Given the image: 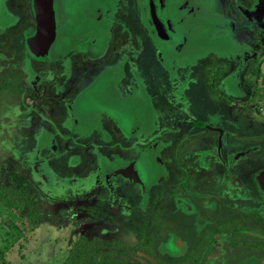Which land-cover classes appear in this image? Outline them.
Returning <instances> with one entry per match:
<instances>
[{
  "label": "flooded vegetation",
  "instance_id": "obj_1",
  "mask_svg": "<svg viewBox=\"0 0 264 264\" xmlns=\"http://www.w3.org/2000/svg\"><path fill=\"white\" fill-rule=\"evenodd\" d=\"M148 1L156 5V14L161 17L159 20L163 28L170 31L169 39L172 43L169 42L170 48L165 46L168 48L165 58L167 60L159 57V62L161 64L163 60L165 64L162 65L165 69L168 64L169 69L174 72L172 75L169 74L174 79H169L171 84L161 96H158L157 90L161 89L162 85L163 88L166 86L164 78V81H160L159 78L157 81L142 79L137 69L134 73H130L131 87L126 86L124 89L131 90L136 96L145 94L150 102L155 98L159 101L164 99L168 104V112L179 115L182 121L179 120L178 127L175 124L162 129L165 133L164 140L155 138L156 126L159 118L164 116V112L154 105L146 106L151 116L147 115L144 120L145 129H134L129 133L121 128L117 118L105 111L111 104H99L97 101L93 103L87 96L85 87L90 85L88 83L93 82L95 77L98 80L102 79L99 78L100 72H90L86 63L101 58L102 55L69 57L70 53H75L70 51L69 54L54 60L47 58V61L41 60L39 55H33L35 58L30 56L37 66L41 65L40 67L43 68L50 65L46 70L55 87V94L50 98V103L53 104L52 112L55 115L51 114L49 126L57 129V120L61 118L59 112H65L66 115L61 121L63 128L66 127L74 134L80 133V129L87 130L83 137L80 133L71 138L76 143L68 145V141L65 142L69 149L74 150L76 145H93L91 151L96 150L92 159L94 169L88 172L87 176L68 175L56 178L58 185L63 187L64 178H68L73 184V186L67 185L68 188L73 194H79L82 190H93L100 186H106L113 191L116 179L134 184L142 196L139 206L133 205L132 209L128 208L130 213H133L136 220L143 219L161 226L163 238L157 244V250L168 257H179L181 264H264V177L260 176L259 172L264 170V165L258 168L261 162L264 163V126L259 125V122L250 121L251 118L246 119L244 114L253 112L256 117L260 110L255 109L252 101L264 104V75L256 73L252 75L253 78H249L251 73L248 76L245 72L251 58L257 62L259 56L264 55L262 54L264 0H233V6L238 12V19L235 21L227 19L224 12L216 11L211 0H186L177 9H171L169 6L166 9L170 0ZM186 2L188 6L183 10ZM30 3L31 12L34 14L33 1L31 0ZM139 5L140 0H115V7L111 9V18L119 19V25L129 27L128 31L134 28L135 31L148 35L147 38H153L154 36L150 34V25H146L141 16ZM176 14H178L177 19L171 23L173 15ZM203 15L218 17L222 24L215 27L206 26L200 21ZM118 16H125V20ZM189 20L192 23L188 26ZM129 21H134L136 25L129 26ZM114 25L116 22L112 21V26ZM200 25L202 28L205 26L204 29H209L210 32H216L214 35L219 41L236 44L243 48L244 52L237 50L227 55L218 52L226 60L225 63H218L220 71L207 73L201 86L199 84L197 87L196 80L188 81L179 71L186 66L198 64L200 55L214 53V51L201 53L192 46L199 38L193 30H197ZM35 26L32 33L24 35V44L35 33ZM178 30L183 33V37L180 41H175V36L171 33ZM191 32L194 34L192 37L188 36ZM236 34L243 35V43L236 40ZM143 40L148 43L145 36ZM186 47L187 51L184 55L175 57L179 48ZM154 49L159 52V56H162V52L157 47ZM189 49H193V58L186 59ZM214 56L218 58L215 53ZM138 58L140 54L132 55L131 63L135 64ZM118 63L123 66L122 62ZM227 67L233 68L229 74L223 72ZM113 76L118 91V74ZM125 76L126 74L123 73L119 81L124 80ZM258 81L263 82L260 84ZM85 82L87 84L82 90L73 91L75 86L81 83L83 85ZM152 82H155L157 87L149 91L148 86ZM119 88H122V85ZM64 93L62 99L57 97ZM116 94L118 92L115 91L114 98ZM257 97L260 100H256ZM194 107L196 108L192 110ZM202 110L206 112L207 119L193 118L194 113L204 112ZM234 113L244 114L245 119L235 120ZM210 114H214L215 118L211 119ZM230 114L232 115L229 120ZM109 120L117 126V129L112 130L115 137L108 135L103 129ZM251 123L259 125L258 128L252 127ZM96 133L99 137L94 135ZM53 140L55 142V137ZM86 140L90 143H86ZM252 140L256 142L251 144ZM55 143L58 145V142ZM54 148L53 144L52 149ZM39 152L37 151L36 155ZM142 153L148 154L146 157L148 161L153 158L151 160H157L161 165L163 173L161 181L152 182V180L147 184L142 181L140 171ZM192 154H199L200 162L206 168H209L207 158H212L219 169L211 171L202 169L198 165L196 167L191 165L186 160ZM62 155L63 153L60 152L59 157L61 158ZM73 157L75 154L69 158V164L79 165L80 158L77 160ZM131 164L133 172L122 171L121 167ZM39 173V175L44 173L43 169H40ZM116 199L114 206L119 203L118 197ZM144 211H147V216L142 218L140 214ZM149 238L150 236L146 234L145 243L148 246ZM139 262L135 261L134 264H140ZM0 264L7 262L2 260Z\"/></svg>",
  "mask_w": 264,
  "mask_h": 264
},
{
  "label": "rangeland",
  "instance_id": "obj_2",
  "mask_svg": "<svg viewBox=\"0 0 264 264\" xmlns=\"http://www.w3.org/2000/svg\"><path fill=\"white\" fill-rule=\"evenodd\" d=\"M30 1L0 0V261L3 260L7 264H62L76 242L85 236L86 239L95 238L98 241H117V246L118 242L124 244L125 248L113 249L116 255L126 257L127 262L121 264H134L135 261H140V264H181L179 257H168L157 250V244L163 238L161 237L163 234L161 226L143 219L136 220L133 213H130L128 208L132 209L133 205L139 206L142 196L134 184L116 179L113 191L106 186H100L93 190H82L83 192L79 194H73L68 188L67 185L73 186L68 178H64L63 187L58 185L56 178L68 175L87 176L88 172L94 169L92 159L96 150L91 151L93 145H76L74 150L69 149L67 144L76 143L71 138L80 133L83 137L87 130L80 129V133H75V135L66 127L63 128L61 121L66 115L65 112H59L61 118L57 120V129L49 126L51 116L55 115L52 112L53 104L50 103V98L55 94V87L46 70L50 68V65L43 68L40 67L41 65L37 66L33 59L35 57L24 44V35L32 33L35 26ZM211 1L216 11L224 12L227 19L233 21L238 19L233 0ZM57 2L62 19L60 21L61 37L58 42L60 46L56 45V51L61 50V47L71 46L70 51L75 53L69 54V51V57L102 55L101 58L89 60L90 62L86 63L90 72H100L99 78L102 80L95 77L93 82L88 83L90 85L85 87L87 82L81 85L82 82L75 86L73 91H80L85 87L88 92L87 96L93 103L97 101L99 104H111V106L105 105L109 107L105 111L117 118L121 128L129 133L134 129H145L144 120L147 115L151 116L146 106H156L164 112V116L159 118L154 134L155 138L164 140L165 133L162 129L175 124L178 127L182 117L170 114L168 104L164 99L159 101L155 98L153 102H150L145 94L136 96L134 92L124 88L131 87L130 73L138 69L142 79L165 80L166 86L163 88L162 85V88L156 92L158 96L164 93V90L171 84L170 80L174 79L171 76L174 72L169 69L168 64L165 69L162 65L163 60L161 64L159 62V57L165 59L162 48L166 44L161 42L162 46H160V41L155 37L147 38L148 35L137 32L134 28L128 31L129 27L119 25V19L112 20L111 9L115 7V0H57ZM140 13L144 20L142 9ZM118 17L125 20V16ZM112 21L116 22L114 27ZM214 22H219V20L216 18ZM191 23L192 21L189 20V25ZM128 24L132 27L136 25L134 21H129ZM204 27L200 25L196 28L197 30H193V33L201 37L202 42L213 44L218 40L214 35L216 32H210ZM192 35L194 34L191 32L188 36L192 37ZM236 35V40L243 43V35ZM144 36L147 44L143 40ZM202 44L199 43L197 46L200 52L205 47H209L207 44ZM154 47L162 52V56H159V52ZM214 53L218 58L214 56ZM214 53L200 55L198 64L191 67L186 66L179 72L188 81L196 80L197 87L199 84L201 86L207 73L219 72L218 65L226 61L218 54V51ZM138 54L140 58L135 64L131 63L132 55ZM192 54L193 49H189L186 59L193 58ZM30 56L33 58L30 59ZM45 58L40 57L41 60L47 61L46 56ZM256 61L252 58L248 61L250 64L247 65L245 72L248 76L251 73L249 78H253L252 75L256 73L264 75V55H260ZM118 62H122L123 66ZM232 70L233 68L227 67L223 72L229 74ZM123 73L126 76L124 80L119 81ZM114 74H118V91L113 80ZM250 82L252 84L251 79ZM262 82L258 81L260 84ZM121 85L122 88H119ZM156 87L155 82H152L148 90L152 91ZM88 88H90L89 91ZM115 91L118 92L117 98H114ZM64 96L65 93L57 97L62 99ZM256 100L260 98L257 97ZM252 105L260 111L256 117L253 112L244 113L246 119L251 118L250 121L259 122V125L264 126V104L252 101ZM244 114L234 113V119H245ZM206 115L205 111L194 113L193 118L205 120ZM231 115H229V120ZM214 118L213 114L211 119ZM251 125L254 128L259 126L255 123ZM103 129L108 135L115 137L112 130L117 129V126L112 121L109 120ZM120 134L125 137L122 133ZM94 135L99 137L98 133ZM253 142L256 141L252 140L251 144ZM86 143L90 142L86 140ZM53 144L54 149H52ZM37 151H40L38 155H36ZM60 152L63 153L61 158L59 157ZM72 154H75L77 160L80 158L79 165L69 164ZM75 157L73 158L76 159ZM146 157L142 154L140 156L142 158L140 166L142 181L145 184L152 180V182L161 181L163 175L161 165L157 160H151L153 159L151 156L149 161ZM200 158L199 154H192L186 161L202 169L211 171L219 169L212 158H207L209 168L202 165ZM261 163L259 167H255H262L264 163ZM40 169L44 172L41 175H39ZM117 197L119 203L114 206ZM8 202L16 203L15 207L10 208ZM28 211H31L32 215ZM32 216L33 219H31ZM140 216L142 218L147 216V211L141 213ZM34 218L38 219L35 229L32 230L30 225L35 222ZM146 234L150 236L149 246L145 243ZM126 253L128 255H125Z\"/></svg>",
  "mask_w": 264,
  "mask_h": 264
},
{
  "label": "water",
  "instance_id": "obj_3",
  "mask_svg": "<svg viewBox=\"0 0 264 264\" xmlns=\"http://www.w3.org/2000/svg\"><path fill=\"white\" fill-rule=\"evenodd\" d=\"M32 1H33V9H34V14H35L34 17H35V22H36L35 37H36V41L38 45L44 51L45 56L49 60H54L56 58L61 57L62 55L67 54L70 51L71 46L70 47L65 46L63 48L61 47V50L56 51L57 49L56 45L60 46L58 42L61 37L60 21L62 19V15L59 11V4L57 0H32ZM184 1L186 0H176V1L170 0L167 3L166 9L168 8V6L171 9H177L179 8V6H181L184 3ZM187 6H188V2H186V4L184 5L183 10ZM140 9H142L145 24L148 26L150 25L151 36H154L156 40L160 41L159 43L160 46H162L161 42L165 43L166 44L165 46L170 45L169 42L172 43V40L169 39L170 31L168 30L166 31L165 28H163L159 20V18L161 19V17H158L156 14V9H157L156 5L148 0H140ZM178 14L173 15V20L170 21L171 23L172 21H175L177 19ZM216 18L217 20H219V22H214ZM200 21L202 22V24L206 26H211V27H215L216 25L222 24L220 18L215 17V16L210 17V16L203 15L201 16ZM171 34L175 36V41H180L181 37H183L182 36L183 33L179 30ZM201 41H202L201 37H199L198 41H196V44L192 46H197ZM165 46L162 48V51L164 54H166L167 49L170 48L169 46L168 48H165ZM186 51H187V47L179 48V51L176 52L177 54L175 55V57H180L184 55ZM147 153H142V155L147 156L148 155ZM121 168H122V171H127L130 173L134 171L132 164L127 167H121ZM259 172H260V176L264 177V170L259 171ZM134 174L136 175L135 172Z\"/></svg>",
  "mask_w": 264,
  "mask_h": 264
},
{
  "label": "trees",
  "instance_id": "obj_4",
  "mask_svg": "<svg viewBox=\"0 0 264 264\" xmlns=\"http://www.w3.org/2000/svg\"><path fill=\"white\" fill-rule=\"evenodd\" d=\"M26 47L32 55H39V57L46 59L44 51L36 41L35 33L27 39ZM8 205L13 209L16 203L8 202ZM28 213L32 215L31 211H28ZM31 219H33V216ZM37 219L34 218L35 222L30 225V229H35ZM116 243L117 241H98L95 238L86 239L85 236L81 237L68 252L62 264H121L127 262L125 256H118L114 253L113 249L125 248L124 244L118 242L117 246ZM128 248L126 249L128 250ZM125 255H128V253Z\"/></svg>",
  "mask_w": 264,
  "mask_h": 264
},
{
  "label": "bare ground",
  "instance_id": "obj_5",
  "mask_svg": "<svg viewBox=\"0 0 264 264\" xmlns=\"http://www.w3.org/2000/svg\"><path fill=\"white\" fill-rule=\"evenodd\" d=\"M188 26H189V24H188ZM187 26V27H188ZM201 43H203L202 45H208L209 47L208 48H204V50L202 49L201 50V53H204V52H206V51H218L219 53H222V55L224 54V55H227V54H230V53H233V52H235V51H237V50H239L241 53H243L244 52V49L243 48H240V47H238L236 44H232V43H224V42H222V41H219V40H216V42H214L213 44H211L210 42L209 43H204V42H200V44ZM199 45V44H198ZM197 45V46H198ZM197 46H195L196 47V49H197ZM199 48H200V46H199ZM209 49V50H208ZM198 51V50H197ZM199 52V51H198ZM191 55V54H190ZM189 55V56H190ZM167 56H166V54H165V58H166ZM166 60V59H165Z\"/></svg>",
  "mask_w": 264,
  "mask_h": 264
}]
</instances>
